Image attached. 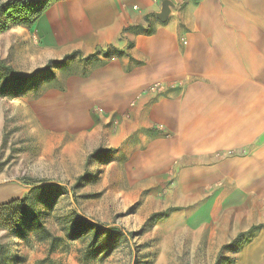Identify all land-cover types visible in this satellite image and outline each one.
<instances>
[{"label": "crops", "instance_id": "1", "mask_svg": "<svg viewBox=\"0 0 264 264\" xmlns=\"http://www.w3.org/2000/svg\"><path fill=\"white\" fill-rule=\"evenodd\" d=\"M161 1L53 0L32 32L47 59L126 54L91 78L93 95L136 101L119 109L122 130L163 129L166 212L243 235L231 264H264V0H170L165 23Z\"/></svg>", "mask_w": 264, "mask_h": 264}, {"label": "rangeland", "instance_id": "2", "mask_svg": "<svg viewBox=\"0 0 264 264\" xmlns=\"http://www.w3.org/2000/svg\"><path fill=\"white\" fill-rule=\"evenodd\" d=\"M126 56L107 49L36 72L48 59L32 27L10 25L0 33V59L30 77L13 80L0 69V203L28 195L26 205L39 213L0 207L8 264H49L46 257L51 264H78L85 242L66 237L74 214L133 232L130 243L116 244L93 264L232 263L243 235L222 241L223 229L213 221L184 228L177 214L166 212L173 173L155 144L163 129L122 130L119 109L136 101L93 95L91 78ZM166 92L163 84L141 95L154 100ZM97 148L104 151L94 154ZM37 221L56 237L52 249L49 239L36 238Z\"/></svg>", "mask_w": 264, "mask_h": 264}, {"label": "trees", "instance_id": "3", "mask_svg": "<svg viewBox=\"0 0 264 264\" xmlns=\"http://www.w3.org/2000/svg\"><path fill=\"white\" fill-rule=\"evenodd\" d=\"M53 0H6L0 2V33L9 30L10 25L21 26L24 28H31L35 21L39 18L46 6ZM147 20V16H146ZM137 32L144 34H150L152 29L149 27H142L136 25L132 27ZM72 58V54L63 56L61 59H48L44 66L36 70H46L51 64L58 65L64 60ZM0 69H3L13 80L23 81L29 76L16 75L14 69L5 64L3 59H0ZM101 148L94 150V154L103 152ZM78 177V179H81ZM45 188V187H44ZM46 196L51 194L50 191L43 192ZM28 195L22 198H13L7 202L0 203V207H11L17 205L25 213L28 212L30 216H37L39 213L36 211L34 205H26ZM35 218V217H34ZM35 236L38 240L49 239V249H52V241L56 240V237L51 235L48 229H46L39 221L35 225ZM66 237L70 239L83 238L85 245L77 249V263L78 264H93L94 262H100L107 258L114 249L115 245L120 242L130 243L133 232L126 230L119 226H110L109 224L99 223L91 218H87L81 214H74L73 219L69 222L66 229ZM239 236V235H238ZM238 236L233 240L237 242ZM229 246V245H228ZM43 261L51 264V260L46 257ZM0 264H8L6 247L0 243ZM131 264H136V261H132Z\"/></svg>", "mask_w": 264, "mask_h": 264}, {"label": "water", "instance_id": "4", "mask_svg": "<svg viewBox=\"0 0 264 264\" xmlns=\"http://www.w3.org/2000/svg\"><path fill=\"white\" fill-rule=\"evenodd\" d=\"M176 8V5L170 0H162L160 3L159 11L155 12V18L161 22L165 23L171 14V10Z\"/></svg>", "mask_w": 264, "mask_h": 264}]
</instances>
